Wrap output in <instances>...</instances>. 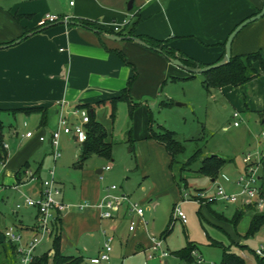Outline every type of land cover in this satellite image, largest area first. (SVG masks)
Returning <instances> with one entry per match:
<instances>
[{
    "label": "crops",
    "instance_id": "0c3cea01",
    "mask_svg": "<svg viewBox=\"0 0 264 264\" xmlns=\"http://www.w3.org/2000/svg\"><path fill=\"white\" fill-rule=\"evenodd\" d=\"M263 4L264 0H0V110L21 121L20 128L8 130V141L4 136L7 159L0 173V191L19 194L21 200L23 195L33 198L39 195L43 159L41 163H36V169L31 168L30 161L36 158L39 148L44 145L48 146L47 154L52 158L49 142H40L38 136L49 137L51 132L48 134L45 131L50 125L53 129L57 126V103L63 102L66 109H84L94 118L96 108L111 103V99L119 96L134 76L128 89V104L133 108L132 102L140 101L148 109L147 101H153L156 106L159 98L166 97L162 92L166 83L192 79V74L183 67L171 64L158 51L141 46L129 37L120 41L110 40L103 34L115 33H97L81 26L78 21L89 22L110 31L116 25L127 32L132 23L138 20L134 26V38L169 40V48L208 66L223 58L229 34L239 23L259 13ZM46 14L61 19L39 27V20ZM23 36L19 43H15ZM9 43L12 44L2 48ZM255 52L260 53L263 63L262 69L255 63L259 75L241 87H227L239 92L243 111L253 114L256 122L264 126V17L242 28L231 44V56ZM29 108L41 110L33 113L15 112ZM28 131L34 133L32 138L22 136ZM65 136L76 141L70 135ZM12 142H16L14 149L10 147ZM23 166H27V170L35 175V181L25 182L23 179L22 184L18 183L16 173ZM103 172V169L96 170L97 175ZM219 174L215 179H210L213 185H220L217 182ZM236 179L223 176V188L236 193ZM56 183L60 189V184ZM60 193V201L73 205L68 204L72 202L66 200L61 190ZM100 196L98 189L92 193L81 189L79 199L83 203L91 201L92 204L86 210L67 211L61 215L62 255L81 258L91 264L89 260L103 250L105 233H102L101 245L91 252L95 253L94 256H88L89 247L78 246L85 241L84 235L94 237L93 234L101 230L103 219L95 207ZM199 205L209 209L211 204ZM235 205V211L246 207ZM23 209L33 212L30 215L31 224H24L18 219V226L14 230L23 240H28L35 234L38 213L34 208ZM130 218L125 211H121L116 218L107 221L114 224L125 220L129 225ZM137 220L140 231L133 236V251L134 254L147 253L151 246L150 236L153 235L147 230L144 214L142 219ZM186 224L182 225L185 227ZM62 236L68 241L67 247L62 242ZM53 237L54 234L45 240L52 244ZM40 245L36 249L37 257L47 254L46 250L40 249ZM163 247L166 250L164 244ZM239 256L245 260L242 250ZM167 257L160 258L161 262ZM109 262L110 259L103 263Z\"/></svg>",
    "mask_w": 264,
    "mask_h": 264
},
{
    "label": "rangeland",
    "instance_id": "374dc122",
    "mask_svg": "<svg viewBox=\"0 0 264 264\" xmlns=\"http://www.w3.org/2000/svg\"><path fill=\"white\" fill-rule=\"evenodd\" d=\"M203 80V74H196L189 80L166 83L162 88L166 97L159 98L156 106L153 101H147L148 109L140 101H133V108L126 102L116 106L111 103L98 106L94 121L108 133L107 141L112 144L110 159L92 156L82 168H77L81 143L61 135L60 158L56 163L47 154V145L41 146L36 158L30 161L31 168L36 169V163H41L43 159L42 181L48 180L49 171L53 170L54 180L60 184L61 192L67 201L72 202L68 204L83 203L79 199L81 189L90 193L98 189L102 196L107 187H121L133 202L143 206L148 232L156 238H164L165 251L170 255L161 262L158 257L148 259L143 252L134 254L133 236L140 231L139 221L135 219L136 229L132 233L125 220L114 224L101 220V230L95 232L94 237L84 235L85 241L78 245L80 248L89 247V257L95 255L91 252L101 245L102 233H105L106 240L112 238L109 264H196L192 253L194 262L173 256L188 244L196 246L202 258L201 264H222L224 250L237 255H241L242 250L246 264H257L253 252L264 246V226L252 237H245L255 209H246L234 228L228 220H231L236 205L226 207L220 202L211 203L210 209L225 218L219 220L209 209L191 200L195 190L205 191L207 197L215 194L216 185L197 173L200 160L182 167L198 149L201 150V157L215 154L226 161L217 179L225 188L221 180L223 176L232 180L244 174L246 167L242 160L245 155L253 157L264 151V126L256 122L253 114L243 111L242 98L237 90L229 87L205 90ZM161 100L163 105H159ZM235 112L239 114V119L232 118ZM0 120L5 126L4 136L8 141V130L20 128L21 121L6 113L0 114ZM234 121L239 122V127H233ZM150 125L154 131L162 126L174 132L176 139L184 145L185 151L176 157L171 168L165 149L147 137ZM52 129L50 125L45 133H52L56 127ZM15 143L12 142L10 147L14 149ZM106 166L111 170L96 174V170ZM184 182L186 188L183 187ZM21 202L19 194L0 191V241L5 230L17 228L18 219L24 224H31L30 215L33 212L15 208ZM84 202L92 204L91 201ZM174 204L179 205L187 218L185 227L173 218ZM69 211L80 210L71 208ZM169 227L171 230L167 233ZM62 242L65 247L68 246L63 236ZM40 249L47 251L48 264H53L51 241H43ZM81 264L88 262L83 260Z\"/></svg>",
    "mask_w": 264,
    "mask_h": 264
},
{
    "label": "built area",
    "instance_id": "2783aa9c",
    "mask_svg": "<svg viewBox=\"0 0 264 264\" xmlns=\"http://www.w3.org/2000/svg\"><path fill=\"white\" fill-rule=\"evenodd\" d=\"M72 5V2L70 3ZM61 18L56 15L46 14L38 22L39 27H44L49 24L58 22ZM114 32L120 30L116 25L112 27ZM234 120L239 119L237 112L232 116ZM74 121V122H73ZM89 123V115L86 110L74 107L66 109L63 102L57 103V126L56 129L50 134L49 138L45 136H38L40 142H49L52 148V159L55 162L60 158L59 151V139L61 135H70L75 138L79 143L86 141V125ZM26 124H24L25 126ZM234 127L239 126L238 121L233 122ZM33 132L28 131L23 137L29 139L33 137ZM264 138V131L262 132ZM4 148L7 145L3 144ZM243 164L245 165V172L239 175L236 179V185L238 191L236 193L227 192L220 185H216L215 194L212 197H207L205 191L196 192L191 200L198 204H211L220 202L226 205L240 204L242 206L256 205V208L260 212H264V151H260L255 156L249 154L243 157ZM4 164L0 165V168ZM111 168L106 166L104 171H109ZM50 178L48 180L41 181V191L36 198L23 195L21 203L15 206L16 210L23 208H34L38 213L37 226L35 234L28 240H23L21 235L14 229H7L4 232L5 239L16 247L17 264H33L36 256V249L42 243L43 240L49 236L55 234V229L58 221H60L61 215L69 211L71 208L77 210H84L88 208L87 204L67 205L60 201L61 195L60 189L54 180L53 170L49 171ZM25 182H33L36 180L35 175L26 170L24 174ZM95 207L99 211L100 218L103 220H112L116 218L121 211H125L127 215H130L128 230L133 232L136 229V222L134 217L142 219L144 214L143 206L132 201L130 195L125 193L121 187L110 186L104 189L102 196L99 198ZM149 209V208H148ZM173 218L175 221H179L181 224H186L187 218L181 211L179 205H175L173 208ZM112 238H108L103 245L101 253L89 260L91 264H101L109 260V253L111 252L110 243ZM151 246L146 253L148 259L154 257L164 258L169 256L168 252L163 247V238L150 236ZM157 253V255H156ZM195 259L196 264L202 263V258L198 254L197 250L191 252ZM258 256H264V246H261L255 251Z\"/></svg>",
    "mask_w": 264,
    "mask_h": 264
},
{
    "label": "trees",
    "instance_id": "16d2710c",
    "mask_svg": "<svg viewBox=\"0 0 264 264\" xmlns=\"http://www.w3.org/2000/svg\"><path fill=\"white\" fill-rule=\"evenodd\" d=\"M76 22V21H75ZM138 20H135L132 25L131 29H129L127 32H124L122 30L118 32H113L110 30L105 29L104 27L91 24L89 22H81L78 21L81 26L89 28L91 30L97 31V33H109L122 37V38H134V26L137 24ZM24 38L21 37L20 39ZM142 42H144L146 45L149 46V49L159 51L162 55H164L167 59H177L181 62L182 67L187 69H201L206 66L201 65L200 63L195 62L193 59L185 56L181 52H176L174 49L169 48L167 44L169 43V40L166 41H158L153 40L150 38H139ZM12 43H9L4 46H9ZM255 63H258L260 65V68L262 69L263 63L260 56V53H248L240 56H231V59L229 63H227L224 66H221L219 68L211 69L209 71H206L203 74L204 80H203V86L205 90L210 89H220L223 87L231 86V87H241L245 83L255 79L259 72L257 71L255 67ZM194 77V74L191 75V78ZM134 80V76L130 79L128 86L126 89H124L119 96L111 99L112 106H115L118 102H127L130 103L129 100V92L128 89L130 87V84ZM164 102L161 103L163 105ZM41 109L37 108H29V109H19L15 112H22V113H33L37 112ZM1 114V110H0ZM14 114V112H13ZM89 115V123L86 125V141L81 144L80 152L78 155V160L76 162L77 168H82L84 164L87 162V160L92 156H97L104 159H110L111 156V149L112 144L107 141L108 139V133L105 129L102 128V126L94 121V118ZM4 131L5 126L0 120V165L4 164L7 159V151L4 148ZM148 139H152L162 145L167 152V154L170 157V168L175 162V159L177 156L181 155L184 151V145L180 141L176 139L175 133L162 127L158 126V131H154L149 126L148 129ZM201 150H196L193 155L188 158V160L185 162V166L190 165L191 163L195 162L196 160H200V165L198 167L197 173L207 177L209 179H215L219 172L221 171L222 167L225 164V160L217 155L212 156H205L201 157ZM27 170V166H23L20 170L17 171V179L18 183L22 184L25 174V171ZM183 170V169H182ZM183 186H186V182L183 183ZM203 191V190H197L196 192ZM210 205V204H208ZM255 209V212L253 213L249 227L247 229L245 237L253 236L255 233H257L262 226H264V212H259L256 209V205L252 204L249 206H246L245 208L238 209L234 211L231 220H228L232 224L234 228H236L238 221L242 218L244 211L246 209ZM210 209V207H209ZM211 213L218 218L219 220H225V218L217 214L215 211L211 210ZM60 221H58L55 234L53 237L52 242V252H53V258L52 262L53 264H81L83 260L81 258H73L64 256L60 252V227H59ZM171 230V227L166 231L169 233ZM197 250L196 246L193 244H188L186 248L183 250L173 253V255L177 258H183L189 262H194V260L191 257V252ZM255 256V260L257 264H264V256H258L255 252H253ZM17 253H16V247L8 242L5 237L4 240L0 242V264H17ZM33 264H48V255L43 254L40 257L35 258ZM222 264H245L244 260L237 254L231 253L229 251H223L222 255Z\"/></svg>",
    "mask_w": 264,
    "mask_h": 264
},
{
    "label": "water",
    "instance_id": "95a60500",
    "mask_svg": "<svg viewBox=\"0 0 264 264\" xmlns=\"http://www.w3.org/2000/svg\"><path fill=\"white\" fill-rule=\"evenodd\" d=\"M131 8V1H129V4H128V9ZM264 17V4L260 10L259 13H257L256 15L254 16H251L249 17L248 19H245L244 21H242L241 23H239L234 29L233 31L229 34V36L227 37V40L225 42V45H224V56L223 58L218 61L217 63L215 64H212V65H208L204 68H201V69H187V68H184L188 73L190 74H202L206 71H209L211 69H215V68H219L221 66H224L226 65L227 63H229L230 59H231V44H232V41L233 39L235 38V36L239 33V31L244 28L246 25H248L249 23L251 22H254L260 18ZM62 23H68V21H61ZM106 36V38L110 39V40H114V41H120L122 40L123 38L121 37H118L116 35H107V34H103ZM128 39H132L134 40L136 43H138L139 45L141 46H144L146 48H149L148 45H146L144 42H142L141 40H139L138 38H128ZM21 39H18L17 41H15V43H19ZM5 46H3L2 48H4ZM158 51V50H157ZM159 52V51H158ZM170 63L177 66V67H182V64L179 60L177 59H169ZM179 105V104H178Z\"/></svg>",
    "mask_w": 264,
    "mask_h": 264
}]
</instances>
